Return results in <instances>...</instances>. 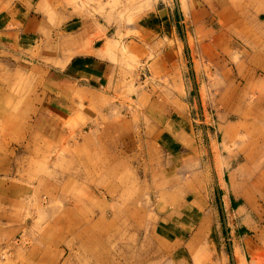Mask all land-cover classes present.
<instances>
[{
	"label": "rangeland",
	"instance_id": "obj_1",
	"mask_svg": "<svg viewBox=\"0 0 264 264\" xmlns=\"http://www.w3.org/2000/svg\"><path fill=\"white\" fill-rule=\"evenodd\" d=\"M263 67L264 0H0V264H264Z\"/></svg>",
	"mask_w": 264,
	"mask_h": 264
},
{
	"label": "crops",
	"instance_id": "obj_2",
	"mask_svg": "<svg viewBox=\"0 0 264 264\" xmlns=\"http://www.w3.org/2000/svg\"><path fill=\"white\" fill-rule=\"evenodd\" d=\"M29 25L27 24V29L29 30ZM71 26V24L69 25ZM69 26H66L65 29H67V27ZM26 28V26H25ZM3 37L5 38H9V39H13V38H16V35L14 33H5V34H2ZM91 65V69H89L87 67V65ZM104 66L102 64H99L97 62H94V61H89L87 63H80V64H77V63H74L70 66L69 69H67L63 74H61L60 76H55L54 77V80H56L57 84L59 85L58 88H54L55 89V96L53 98V102L56 106L60 105L61 103H67V104H70L72 105L73 103V93L74 91H77L78 88V84H82V83H79L80 82V78L83 76H80L81 73H84V72H89V73H92V75H97V76H100L101 77V71L103 70ZM93 77V76H92ZM98 77V78H100ZM89 78V77H88ZM86 77V80H89V81H86L89 83L90 87H95L98 83H101L103 78L99 81H96V79H88ZM85 84V83H84ZM65 86H70V91H65ZM61 106V105H60ZM60 107L58 106V109ZM232 195L234 196V194L232 193ZM225 197L224 198V201H223V206L225 207V209L227 208H231L232 209V205L233 203L237 202L238 200H241V199H238V198H235L232 197L230 198L229 196H223ZM246 206V205H245ZM250 215L253 214V210L252 209H249L248 210ZM207 221L208 219L206 218V224H205V227L203 228V232L205 231L204 229L206 228V225H207ZM195 241V240H193ZM199 241V240H198ZM228 241H230V239H228ZM264 244V243H263ZM238 250L239 254L241 257H246V256H242L240 251H239V248L238 247H235L234 251H233V256L236 260V264H238L237 262V259H236V256H235V250ZM260 249H262L260 247ZM245 261V260H244ZM250 263V262H249ZM247 262V258H246V261H245V264H249Z\"/></svg>",
	"mask_w": 264,
	"mask_h": 264
},
{
	"label": "bare ground",
	"instance_id": "obj_3",
	"mask_svg": "<svg viewBox=\"0 0 264 264\" xmlns=\"http://www.w3.org/2000/svg\"><path fill=\"white\" fill-rule=\"evenodd\" d=\"M229 17H230V15H229ZM257 18L258 19H260V14L257 16ZM260 67V66H259ZM264 68V67H263ZM250 71V70H249ZM247 75V74H246ZM243 79V78H242ZM240 102H242V104L244 103H246V98H241V100H239ZM249 102V101H248ZM246 106V105H245ZM249 106V105H248ZM245 109V108H244ZM236 116L239 118V119H244L245 118V114L241 111V110H237L236 111ZM247 119V118H246ZM227 168V167H226ZM91 200V199H90ZM92 202V201H91ZM134 215V214H133ZM239 263H241L240 261H239Z\"/></svg>",
	"mask_w": 264,
	"mask_h": 264
}]
</instances>
